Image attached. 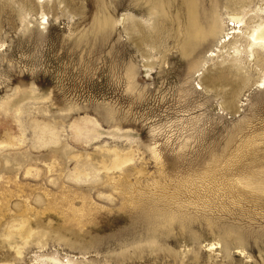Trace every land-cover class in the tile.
Segmentation results:
<instances>
[{"label": "rangeland", "instance_id": "rangeland-1", "mask_svg": "<svg viewBox=\"0 0 264 264\" xmlns=\"http://www.w3.org/2000/svg\"><path fill=\"white\" fill-rule=\"evenodd\" d=\"M161 1L0 0V264H264L263 66L216 91L227 48Z\"/></svg>", "mask_w": 264, "mask_h": 264}, {"label": "bare ground", "instance_id": "bare-ground-1", "mask_svg": "<svg viewBox=\"0 0 264 264\" xmlns=\"http://www.w3.org/2000/svg\"><path fill=\"white\" fill-rule=\"evenodd\" d=\"M149 1L150 0H146V3H149ZM255 2L256 0H230L223 6L224 12L220 7L214 6L208 13L202 11V14L197 8L196 0H180L177 19L182 27L181 30H183V34L191 38L196 37L198 43L211 41L213 45L220 43L221 47L227 48L226 56H222V60L219 64L220 69H222L220 71L225 69L223 71L224 75L218 77L211 76L208 80L210 86L216 89V91L224 90L228 75L231 79L230 82L237 81L239 85H245L250 78L248 72L251 71L255 65V69H257L258 66H263V77L258 82V86L264 87V4H256L255 8H253L251 4ZM157 8L158 7L153 5V9L156 10ZM43 19H45L44 15ZM133 24L135 27V22ZM229 30L233 31L229 32ZM211 53H213V51H211ZM211 56L213 55L211 54ZM247 64L252 65V67L248 68ZM15 94L16 92L8 98L13 100V97L16 96ZM5 101L1 102L0 105H4L5 107ZM15 110L17 111L15 115L20 120L22 105L20 104ZM20 124L23 125V122L21 121ZM40 126L39 123L33 121V127L39 128L46 134L49 133L47 136L41 135L39 137V141H41L40 144L58 142L57 134L54 133L53 127H48L46 125ZM22 128L25 131V127L23 126ZM71 129L75 131L77 137L82 135L81 127L72 126ZM5 137V139L0 140V150L6 146L19 145L24 141V135L22 134L17 136L8 133ZM112 152L113 157L109 168L110 171L122 169L124 164L132 160L134 154V150L126 154H120L117 149H113ZM89 164L90 165L82 169L76 167L70 175V178L79 182L99 177L100 170L91 163ZM213 246L214 244H211V247ZM45 260L47 264H79L75 256L67 261H63L58 256L47 257Z\"/></svg>", "mask_w": 264, "mask_h": 264}]
</instances>
